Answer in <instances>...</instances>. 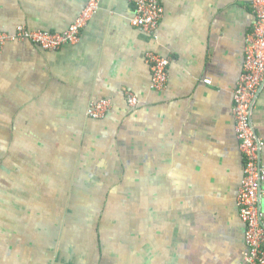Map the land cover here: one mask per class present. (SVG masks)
<instances>
[{
    "label": "crops",
    "instance_id": "obj_1",
    "mask_svg": "<svg viewBox=\"0 0 264 264\" xmlns=\"http://www.w3.org/2000/svg\"><path fill=\"white\" fill-rule=\"evenodd\" d=\"M89 1L0 0V32H64ZM161 2L157 37L133 0H100L76 44L0 48V264H244L233 107L252 3ZM152 52L170 60L161 90ZM253 120L264 138V89Z\"/></svg>",
    "mask_w": 264,
    "mask_h": 264
},
{
    "label": "built area",
    "instance_id": "obj_2",
    "mask_svg": "<svg viewBox=\"0 0 264 264\" xmlns=\"http://www.w3.org/2000/svg\"><path fill=\"white\" fill-rule=\"evenodd\" d=\"M134 25L157 37L158 27L164 16L161 0H133ZM256 21L249 32L246 44L243 73L234 92L233 113L236 136L244 160V177L238 192L237 206L240 218L246 225L245 242L247 252L244 264H264V164L262 151L264 138L260 137L253 120L259 93L264 89V0H251ZM100 8V0H90L77 19L64 32L32 30L26 25H18L13 32H0V48L8 42H32L45 50H57L80 41L82 30ZM147 62L152 69V87L156 90L166 88L170 60L159 53H149ZM210 84L211 79H206ZM131 106H137L139 99L126 93ZM112 107L110 98L92 101L88 116L99 119L107 115Z\"/></svg>",
    "mask_w": 264,
    "mask_h": 264
}]
</instances>
